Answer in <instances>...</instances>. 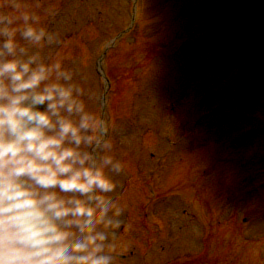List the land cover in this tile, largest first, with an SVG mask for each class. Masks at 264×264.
I'll list each match as a JSON object with an SVG mask.
<instances>
[{
  "label": "rangeland",
  "instance_id": "374dc122",
  "mask_svg": "<svg viewBox=\"0 0 264 264\" xmlns=\"http://www.w3.org/2000/svg\"><path fill=\"white\" fill-rule=\"evenodd\" d=\"M24 2L66 66L103 94L102 57L111 82L117 264H145L149 246L148 264H264V0Z\"/></svg>",
  "mask_w": 264,
  "mask_h": 264
},
{
  "label": "clouds",
  "instance_id": "9594fccd",
  "mask_svg": "<svg viewBox=\"0 0 264 264\" xmlns=\"http://www.w3.org/2000/svg\"><path fill=\"white\" fill-rule=\"evenodd\" d=\"M62 46L24 0H0V264L119 259L125 165L111 154L104 97L58 58Z\"/></svg>",
  "mask_w": 264,
  "mask_h": 264
},
{
  "label": "water",
  "instance_id": "95a60500",
  "mask_svg": "<svg viewBox=\"0 0 264 264\" xmlns=\"http://www.w3.org/2000/svg\"><path fill=\"white\" fill-rule=\"evenodd\" d=\"M98 70L100 71V67H99V65H98ZM101 73V72H100ZM101 75H102V73H101Z\"/></svg>",
  "mask_w": 264,
  "mask_h": 264
}]
</instances>
